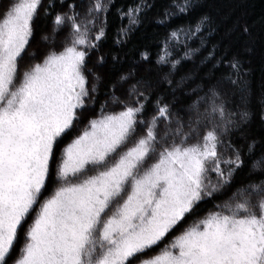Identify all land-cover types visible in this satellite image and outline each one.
Returning <instances> with one entry per match:
<instances>
[{"label": "snow or ice", "instance_id": "snow-or-ice-1", "mask_svg": "<svg viewBox=\"0 0 264 264\" xmlns=\"http://www.w3.org/2000/svg\"><path fill=\"white\" fill-rule=\"evenodd\" d=\"M112 6L113 0L86 6L8 0L0 11V264H264V153L247 163L260 142L246 131L253 116L250 69L240 54L217 58L214 45L203 58L214 63L206 83L193 90L203 95L188 106L187 120L173 111L174 95L171 102L163 94L152 100L161 82L175 93L171 72L199 52L187 41L203 36L210 16L168 33L157 60L170 65L168 73L160 80L137 77L135 69L122 74L110 84L111 105L120 110L108 111L104 101L100 115L61 147L96 103L101 78L88 69L90 85L85 69L106 39ZM173 6L191 14L198 4L175 0ZM152 7L137 3L121 12L129 27L118 35L126 37ZM176 14L166 9L157 23ZM41 20H50L53 42L64 33L62 49L50 48L21 72L25 55L36 57L28 48ZM181 34L185 52L177 59L169 49ZM141 56L149 59L147 52ZM104 60L97 57L98 64ZM220 69L227 70L217 75ZM124 84L122 96L115 95ZM150 104L155 114L146 120ZM153 153L155 161L144 167ZM246 167V179L237 182ZM90 170L95 174L85 176ZM225 193L221 210L173 235L200 203Z\"/></svg>", "mask_w": 264, "mask_h": 264}, {"label": "trees", "instance_id": "trees-1", "mask_svg": "<svg viewBox=\"0 0 264 264\" xmlns=\"http://www.w3.org/2000/svg\"><path fill=\"white\" fill-rule=\"evenodd\" d=\"M174 2L175 0H113V6L107 16L106 39L100 45L98 52H92L85 69L90 85L93 82V77L88 73V69H92V72L101 79L98 82V91L95 93L96 103L90 110L85 111L84 121H89L100 115V104L106 100L109 101L108 111L116 112L120 110L118 106L111 105L112 91L110 90V84L116 82L122 74L135 69L137 77L160 80L164 74L170 71V65L157 64L158 56L163 54L162 48L168 33L179 26L194 24L200 16L208 15L211 17L212 22L208 28L204 29L203 36L190 38L187 41L188 47L198 48L199 52L190 56V58L182 59L176 70L171 72L170 79L173 81L172 87L176 88L175 93H172L166 82H161L152 100H155L157 94H163L166 102H171L174 95L176 102L173 111H178L187 120L188 106L197 99L198 95H203V92H194L193 90L197 89L198 85L206 83V73L214 63V61L212 63H202L203 58L208 55L214 45L217 49V58L224 51H228L229 58L233 53L240 54L245 67L250 69L248 80L251 92L250 110L253 116L246 131L249 139L254 138L260 142L256 149V156L247 161L251 165V160L264 153V122L260 119L262 107H264L261 103L264 101V0H196L198 7L191 14H180L177 8L173 6ZM4 3L7 5L8 0H4ZM72 3L86 6L89 0H66V5ZM137 3H148L152 4L153 7L141 16V22L133 27L126 37L119 36L118 33L122 27H129L127 18L121 19V12L127 11L129 7L135 6ZM3 8L2 6L1 9ZM166 9L177 14L166 24L161 25L157 21L163 18L162 13ZM65 10H67L66 7ZM51 27L50 20L47 24L41 20L31 39L28 51L30 52L31 47L34 48L33 51H35L36 57L33 60L36 63L42 62L44 55L50 48L57 51L62 49L61 41L64 33H58L53 42ZM244 27L248 28L247 33L243 31ZM44 36H48L49 40H43L42 37ZM118 40L121 42L118 43ZM201 40L205 43L201 44ZM184 43L185 38L181 34L179 45L169 49L172 51L174 58L179 59L184 55ZM247 49H251V51L248 52ZM145 52L149 54L148 60L142 59L141 54ZM100 55L105 57L103 64L97 63V57ZM114 55L117 57L116 60H113ZM25 57L20 61L21 72L26 70L29 65L28 60H32ZM226 70H217L216 74L219 75L220 71ZM181 78H185L182 84L180 83ZM125 88H127V84L122 87L118 86L115 95L122 96ZM154 114V109L150 104L144 114V119H150ZM143 131L142 128L138 130L137 138L143 134ZM160 131L163 132V125H161ZM75 133L70 132L65 137L64 143L72 139ZM236 142L239 144L245 143L241 140ZM125 147L121 150H124ZM156 148L158 151L160 144H157ZM154 155L155 153L152 154V156ZM247 172L248 168L246 167L237 174L236 181L245 180ZM50 191L51 188L49 192L45 193V196L49 195ZM227 198L228 194L225 193L223 195L216 194L205 199L186 218L183 225L177 228L173 235H178L183 227L203 218L209 212L221 210L216 206L222 205Z\"/></svg>", "mask_w": 264, "mask_h": 264}, {"label": "rangeland", "instance_id": "rangeland-1", "mask_svg": "<svg viewBox=\"0 0 264 264\" xmlns=\"http://www.w3.org/2000/svg\"><path fill=\"white\" fill-rule=\"evenodd\" d=\"M2 6H3V7H6V6H7V5L4 3V0H0V11L3 10V9H1ZM33 50H34V48L31 47V48H30V52H32ZM25 58H28L27 55H26ZM41 58H42V57H41ZM41 58H40V59H41ZM40 59H39V60H40ZM28 62H29V65L27 66L26 70L29 69L34 63H36L33 59H32V60H28ZM39 63H40V62H39ZM18 84H19V78L17 79L16 86H18ZM84 113H85V112H84ZM84 113H83V118H82V120H81L80 123L77 125V127L72 131V132H76V133H75V136H74L72 139H74L76 136L80 135V134L82 133V131L84 130V128L88 125V122H89V121H84ZM85 122H87V123H85ZM72 139H70L67 143H63V144L61 145V147L66 146L68 143L71 142ZM133 143H134V142L130 141L129 144L125 147V149H124V150H121V151H125V150L127 149V147H131ZM155 158H156L155 155L152 156V157L147 161V163L144 165V167H147V166H149L151 163H153V162L155 161ZM93 174H95V170H90V171L86 172L84 175L86 176V175H93ZM82 178H84V177L81 176L80 179H82ZM42 199H43V197H42ZM22 242H23V241H21V243H22Z\"/></svg>", "mask_w": 264, "mask_h": 264}]
</instances>
